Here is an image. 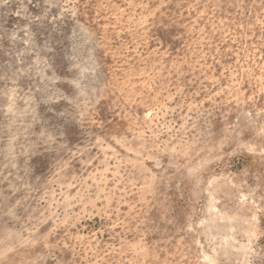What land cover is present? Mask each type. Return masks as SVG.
<instances>
[{"label": "rangeland", "instance_id": "374dc122", "mask_svg": "<svg viewBox=\"0 0 264 264\" xmlns=\"http://www.w3.org/2000/svg\"><path fill=\"white\" fill-rule=\"evenodd\" d=\"M0 264H264V0H0Z\"/></svg>", "mask_w": 264, "mask_h": 264}]
</instances>
